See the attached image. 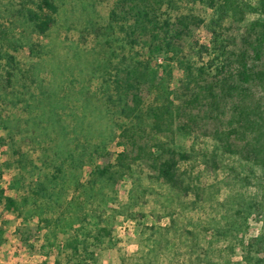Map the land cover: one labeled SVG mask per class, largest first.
<instances>
[{
  "label": "trees",
  "instance_id": "1",
  "mask_svg": "<svg viewBox=\"0 0 264 264\" xmlns=\"http://www.w3.org/2000/svg\"><path fill=\"white\" fill-rule=\"evenodd\" d=\"M173 2L115 0L109 22L98 29L103 36H114L116 29L123 32L125 41L118 45L123 52L106 37L83 69L86 81L76 90L74 79L57 75L44 84L39 64L23 68L11 52L24 43L31 51L40 49L27 43L19 27L27 23L38 35L48 34L58 10L55 0H0V127L7 130L0 141L11 158L3 166L17 170L8 184L17 195L7 198V207L25 222L35 217L37 231L46 230L39 249L46 256L57 249L52 264H63L62 255L66 264H89L94 248L112 239L113 212L122 205L121 211L132 212V205L146 199L150 187L134 178L137 163L154 171L181 211L166 210L165 224L155 219L143 225L136 250L122 257L121 264H235L231 253L237 246L244 264H264V0L258 8L243 0H203L212 12L207 23L210 42L194 39L186 48L183 40L203 18L191 12L171 17L162 7ZM257 10L261 17L245 27L239 42L225 34L229 17L242 20ZM160 54L180 66L179 85L170 88L167 65L149 98L130 99L133 88L148 82L152 60ZM193 55L207 59L198 64ZM94 77L100 82L92 90L87 82ZM8 105H21L25 112L11 114ZM210 119L215 121L208 129L210 147L198 151L194 143L184 148L177 142V136L194 137L199 122ZM127 123L128 137L152 134L155 141L136 145L135 154L121 150L113 162L94 167V155ZM32 151H38L35 157ZM227 158L231 161L225 163ZM190 162L204 168L213 164L217 170L226 166L225 177L239 185L218 203L223 212L211 206L215 211L197 222L181 219L185 207L180 199L193 196L197 205L214 196L210 187L202 186L196 165L186 166ZM87 165L91 169L83 178ZM125 180L132 183L133 201L109 207L114 199L105 186L111 184L115 191ZM248 184L258 189L247 196L243 188ZM253 212L262 215V225L257 235L247 237ZM59 232L69 235L62 240ZM29 239L20 237L33 248Z\"/></svg>",
  "mask_w": 264,
  "mask_h": 264
},
{
  "label": "rangeland",
  "instance_id": "2",
  "mask_svg": "<svg viewBox=\"0 0 264 264\" xmlns=\"http://www.w3.org/2000/svg\"><path fill=\"white\" fill-rule=\"evenodd\" d=\"M241 2V0H239ZM251 6L258 8L260 6V0H243ZM58 6L57 13L55 15V22L46 35H38L32 31L31 26L27 23H23L19 29L23 30L24 35L28 36V42L37 43L40 49L32 51L30 45L23 44L22 47L11 49V52L15 53L20 65L23 68L28 67L30 64H39L41 66L40 77L43 79V83L46 84L55 77H65L74 79L75 89L81 88V83L86 79V74H83V69L88 66V62L96 55L93 52H98L104 43V39L108 37L109 43L118 52H123L118 48L120 42L125 41L123 39V32L116 29L115 35L103 36L99 34V27L105 26L109 22V14L111 8L114 6L115 0H55ZM162 10L168 12L171 17L180 13H192L203 18V22L194 27L192 34L189 38L183 40L184 47L192 40H197L201 44H209L211 34L209 32L207 23L211 17V9L207 3L203 0H174L172 5L165 3ZM261 11H251L245 14L242 20L235 18H228L224 22L223 31L227 35L234 36L236 41H240V35L243 33L246 26L251 22L261 17ZM165 16V15H164ZM234 19V20H233ZM115 37L119 39L116 41ZM22 41V40H21ZM106 47V46H105ZM142 55L144 52L142 48L137 46L134 48ZM143 52V53H142ZM169 55V54H168ZM99 57H102L101 55ZM119 57V55H118ZM117 56L113 57V60H117ZM193 59L198 63H202L207 59L205 56L201 60L196 55H193ZM169 66L172 72L171 80L169 82L170 88H176L182 78V70L180 66L174 60H169L167 56L160 54L156 56L151 63L153 73L150 74L148 82L143 83L133 88L129 93V98L133 99L134 96H139L145 101L151 96L153 85L158 81L163 74V68ZM57 75V76H56ZM67 76V77H66ZM99 77H94L90 82H87L92 90L96 89L100 80ZM34 89V88H33ZM38 90V89H37ZM77 105H80L78 102ZM7 111L11 114H23L24 108L21 105L7 106ZM119 121V120H118ZM215 121L212 119L206 123L200 121L197 132L194 137L177 136V142L183 145L184 148L190 147L193 143L196 145L197 150L199 147L205 149L210 147L212 139L208 136V129H212ZM125 128V129H124ZM129 124L122 128H117L116 136L106 148H100L93 158V166H103L106 163L113 162L116 154L125 150L131 154H135L136 145L144 143H152L155 138L152 134L146 135H134L128 137L127 130ZM7 130L0 127V137H5ZM38 151H32V157L37 155ZM10 154L8 147L0 141V229L5 225L11 229L16 228L19 230L20 237H27L30 245L36 249L35 257L32 258V262L27 264H52L56 256V248H53V252L49 256H46L40 252V245L43 243V234L45 229L37 231L36 221L33 217L29 221H24L15 215L13 210L7 207V198L16 197L17 193L14 190L8 188L12 177L17 173L16 168L11 165H4L10 160ZM236 158L233 160L235 161ZM231 159H226V162H230ZM194 162L186 163L187 167L196 165L195 170L199 173V179L202 186L211 189L213 200H206L202 204H193V196L182 197L180 201L184 203V212L180 215L183 221L197 222L200 216L203 218L207 212L212 210L211 206L217 205L216 212H223L224 208L218 204L222 203L229 195L233 194L236 189H239L235 182L225 177L226 166L215 169L213 164L204 168L203 165L199 166ZM235 163H239L236 162ZM91 169L90 166L83 168V178H85ZM134 178L139 177L140 183L143 187L149 186L150 192L147 194L145 200H140L137 204L132 205L130 212L128 209L121 211L123 203L133 201L132 183L130 180L121 181L117 184L115 191H112L113 186L107 184L105 191L112 195L114 200L109 201V207H115L122 205L119 211L113 212L114 219L112 225V239L103 240V242L95 247L94 260H91L89 264H121L122 257H128L137 248V242L139 239L140 231L143 225H148L157 219L160 223L165 224L168 222L166 216V210L181 211L177 206V201H172V196L169 190L154 176V171L144 163H137L133 165ZM26 179L29 178V174H25ZM234 183V184H233ZM234 185V186H233ZM257 186L248 184L244 186L243 192L245 195H251L257 190ZM135 195V194H134ZM171 199V200H170ZM131 200V201H130ZM216 207V206H215ZM145 213L146 216L139 217V213ZM112 214V212H110ZM109 213V215H110ZM262 225V215L253 212L248 218V227L246 229L247 237L255 236L259 233ZM75 227L78 224L74 225ZM89 225L87 224V228ZM71 233V231H70ZM69 234L59 232V238L64 240ZM21 242V240H20ZM92 248V247H91ZM49 249L46 247L45 251ZM232 261L235 264H244L242 248L237 246L233 253H231ZM41 255V256H39ZM61 261L65 263V258L61 256ZM70 264H73L72 262Z\"/></svg>",
  "mask_w": 264,
  "mask_h": 264
},
{
  "label": "crops",
  "instance_id": "3",
  "mask_svg": "<svg viewBox=\"0 0 264 264\" xmlns=\"http://www.w3.org/2000/svg\"><path fill=\"white\" fill-rule=\"evenodd\" d=\"M19 230L5 225L0 230V264H27L35 257L36 249L19 240ZM35 251V252H34ZM41 256V255H39ZM42 257V256H41Z\"/></svg>",
  "mask_w": 264,
  "mask_h": 264
}]
</instances>
